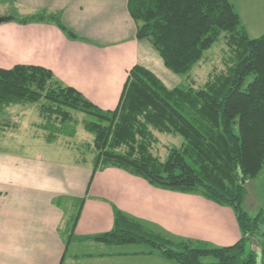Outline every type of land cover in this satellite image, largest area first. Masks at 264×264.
<instances>
[{"label": "trees", "instance_id": "1", "mask_svg": "<svg viewBox=\"0 0 264 264\" xmlns=\"http://www.w3.org/2000/svg\"><path fill=\"white\" fill-rule=\"evenodd\" d=\"M128 9L137 24L136 37L148 40L177 74L189 72L224 34L225 70L210 75L202 88H169L135 64L118 104L104 109L43 65L0 66V113L11 104L39 103L40 126L48 131L49 142L75 134L72 110L87 113L92 118L85 119L84 127L94 135L96 152L93 172L117 167L157 187L202 193L233 207L241 230L236 243L216 246L157 232L114 208L113 227L85 238L143 243L148 246L143 253L178 264H257L254 247L247 257L243 254L248 242L253 246L257 241L264 257V209L252 216L243 203L246 183L264 167V34H248L231 0H128ZM29 20H53L69 37L79 38L59 12L22 19ZM155 131L179 134L184 141L169 146L161 158L152 150L158 141ZM208 256L214 260H203Z\"/></svg>", "mask_w": 264, "mask_h": 264}, {"label": "crops", "instance_id": "2", "mask_svg": "<svg viewBox=\"0 0 264 264\" xmlns=\"http://www.w3.org/2000/svg\"><path fill=\"white\" fill-rule=\"evenodd\" d=\"M239 2V6L233 3L248 33L251 25L244 13L254 19L253 13H259L264 26V0ZM43 12H59L79 38L69 37L53 20L22 21ZM0 17L4 18L0 23L1 67L43 65L104 109L118 104L135 64L151 70L169 88L178 85L176 74L159 52L148 40L136 37L137 24L128 0H0ZM5 133L9 129L0 123L1 165L12 173L0 179V264H178L159 254L85 238L113 227L114 208L178 239L228 246L241 238L230 206L199 192L154 186L121 168L93 172V168L78 166L72 174L69 165L61 168V181L41 182L38 164H7L4 156L9 149L2 146ZM258 175H264V167ZM60 195L70 199L66 207L57 202ZM73 196L82 198L77 211Z\"/></svg>", "mask_w": 264, "mask_h": 264}, {"label": "rangeland", "instance_id": "3", "mask_svg": "<svg viewBox=\"0 0 264 264\" xmlns=\"http://www.w3.org/2000/svg\"><path fill=\"white\" fill-rule=\"evenodd\" d=\"M232 1L236 5H240V0ZM253 15L255 16V19L250 16L248 12L247 14L244 13V17L248 16V23L251 25L248 34L251 37H257L264 34V26H262L261 22L263 17L259 16V13H257V15L253 13ZM254 22H256V24H253ZM228 53L224 34H222L221 37L205 51L202 59L189 72L185 74H177L173 72L176 74V83L183 86L202 88L210 75L225 70V60ZM72 115L74 118L73 126L75 127V134H60L58 135V139L49 142L45 138V134H47L48 131L40 126L43 119L40 115L39 103L13 104L7 108V111H2L0 114V123H2V126L4 125L9 129V133H5L4 139L2 140V146L9 149L7 151L8 155L4 156L7 164L9 166L14 165L13 163L15 161L22 164H38L41 168L39 174L41 182L48 181L50 178L55 179L57 182L61 181L63 175L61 168H64V166L68 168L70 165L72 168V174L73 171H76V167L78 166L93 168L96 153L93 147L94 135L84 127L85 119H91L92 116L76 110H72ZM155 135L157 136L158 141L154 143L152 150L154 154L161 158L166 157L169 146H179L184 141V138L179 134H167L155 131ZM10 137H12V140L15 142L9 141L8 138ZM37 158L38 160H36ZM54 165L55 169L53 168ZM49 167L50 170L47 171ZM5 168L9 167L5 164L1 165L0 160V179L12 177L10 170L4 171ZM56 171L58 175L56 174L55 176ZM72 178H74V176H72ZM246 185L248 193L245 196L243 207L250 213V215L255 216L259 213V209L261 210V208H259L262 207L261 204H264V175H258L255 178L249 179ZM69 201L70 199L67 196L64 197L60 195V197H57V202L61 203L63 207H66L69 204ZM71 201L75 202L74 209L77 211L82 198H75V196H73ZM231 208L234 210L233 207ZM65 214L68 215L67 209L65 210ZM98 244L99 243L96 245L98 246ZM127 244L128 245L121 244L120 246H125L123 248L128 247L127 249L138 251L148 248V246L143 243ZM257 244L258 242L256 241L252 246L248 242L243 257H247L250 250L254 247L257 253V264H261V258L264 260V257L261 255L262 252H260V244L258 246ZM203 260L208 261L214 259L208 256L204 257Z\"/></svg>", "mask_w": 264, "mask_h": 264}, {"label": "water", "instance_id": "4", "mask_svg": "<svg viewBox=\"0 0 264 264\" xmlns=\"http://www.w3.org/2000/svg\"><path fill=\"white\" fill-rule=\"evenodd\" d=\"M3 19H4L3 17H0V23L2 22Z\"/></svg>", "mask_w": 264, "mask_h": 264}]
</instances>
